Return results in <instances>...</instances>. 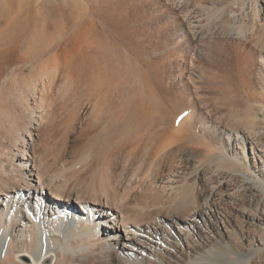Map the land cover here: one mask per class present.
Returning a JSON list of instances; mask_svg holds the SVG:
<instances>
[{"label": "bare ground", "instance_id": "bare-ground-1", "mask_svg": "<svg viewBox=\"0 0 264 264\" xmlns=\"http://www.w3.org/2000/svg\"><path fill=\"white\" fill-rule=\"evenodd\" d=\"M189 1L193 52L217 38L225 57L183 83L213 85L205 107L165 94L91 7L19 17L0 41V264H264V0ZM81 112L98 131L68 164L57 126Z\"/></svg>", "mask_w": 264, "mask_h": 264}, {"label": "rangeland", "instance_id": "rangeland-1", "mask_svg": "<svg viewBox=\"0 0 264 264\" xmlns=\"http://www.w3.org/2000/svg\"><path fill=\"white\" fill-rule=\"evenodd\" d=\"M201 1H202V4L199 3ZM225 1L224 0H219V1L218 0H200V1L199 0H190L187 3V6L190 5L191 7H193L195 5V3L197 2V4H201L204 6L208 5L207 7H211V8L213 7L214 9H217L219 6L223 7L222 4H224V3L226 5H228L227 3H230V2H228V0H227V3ZM10 2H11V4L12 3L13 4L11 5ZM55 2H57V3H55ZM74 2H76V3H74ZM184 2H185V0H175L174 2H173V0H72V1L71 0H55V1L54 0H6V2H5V0H0V20H2V24L0 25V37L1 38H3V37L9 38L10 35L8 37L7 34H9V33L14 34L16 32L13 29H15V25H17L15 23V21L19 17H26V16H30V15H33V16L44 15L47 13L49 15H51V14H55L58 12H60V14H61V12H65V11L69 12V10H71L72 13L76 12V14H78L80 12L81 14H83L85 12H91L90 8H89V7H91L99 15L103 14V19L104 18L108 19V20H106V19H104V20L108 25H110V27H108L107 24L103 21V26L106 29L117 30V31L124 34V36L127 38L126 39L127 42H129L128 40L131 41V42H129V44L131 43L130 45L125 43L124 46H122V44L120 46H122V48H125L126 46L131 47L135 52L138 51L140 53L141 58H142V63H140L139 66L140 67L142 66V68H144L143 70H146V71L148 70V72L150 70L152 71V74H153L152 75V81L158 80L157 83L159 85H160V82L162 81L160 86L163 85L161 88L164 89L165 94H167L171 90H173L175 93H183V95H185L186 98H189L191 100L195 99L200 104H203V101H204L203 105L205 107L209 102H210L209 103L210 105H213L212 104L213 101L215 102V99L212 97V96H214L212 94V93H214V91L212 90L213 85L211 87L210 82L204 83V82H201V80H198V81L196 80V83L199 84L200 88H201L200 90H197L196 85H194V83L190 84V86H191V87L189 86L190 89L185 88V85L183 83L185 80H188V77H190V75H192V76H198L199 75V73L197 72V69H199V66H201V64L204 63V66L207 64L208 67H209V65L211 67H213L217 63V66H219V65H221V63H223V61L225 60V57L221 56L218 59V62H215L216 58L218 57L215 54L220 53L219 49H217L218 46L216 47V45H220L221 39H217V38H214V39L210 38V40L205 39L207 41L208 45L205 43V44H203V47L206 48L207 51H209V53L206 52L207 58H209L208 60H206L207 58H206L205 52L202 51V54L204 53V55H200V56L197 55V53L193 52V47L189 43L190 41H189L188 36L184 35V31L186 29L187 30L189 29L188 28L190 26L188 23L189 20L188 21L182 20L183 14H180V10H181L180 7H181V4ZM72 4H74V5H72ZM75 4L77 5V7ZM225 4H224V6H226ZM53 5H55V6L53 7ZM9 6H11V7H9ZM195 6H197V5H195ZM216 6H218V7L216 8ZM51 11H57V12L53 13ZM2 14H4L6 17L1 16ZM12 22H14V23L12 24ZM10 24H11V26H10ZM214 27H215V25L212 26V28L210 30L212 31V29H216ZM5 29H7V30L5 31ZM11 30H13L14 32H12ZM160 30H162V31H160ZM1 32H3L2 34H5L6 36L2 35ZM163 32H164V34H163ZM159 35H161V36H159ZM163 35H165V36H163ZM150 37L152 40L150 39ZM1 38H0V41L3 40L5 42L6 38L5 39L4 38L1 39ZM140 41H143L145 43V45H140V47H139L138 42L140 43ZM147 41H148V43H147ZM149 41L151 42V44ZM124 42H125V40L123 41V43ZM133 42H136V43H134L135 47L137 46L136 48H134ZM210 45L211 46L213 45V46L211 47ZM143 46L148 51H144ZM141 47H142V49H141ZM138 48H139V50H138ZM206 49H205V51H206ZM217 51H219V52H217ZM144 52H145V54H144ZM208 55H209V57H208ZM146 56H148L149 60L146 59ZM162 56H163V58H162ZM201 56H204V57L201 58ZM192 58L195 61L197 60V63L195 66L192 64ZM143 59H145L146 62L149 61L148 65H147V67H149V68H146L147 63L145 64L143 62ZM143 64L145 65V67H143ZM181 66H182V68H181ZM189 67H191V68H189ZM196 67H197V69H196ZM155 70H157V71H155ZM159 70H161V72ZM190 71H192V72H190ZM31 72H32V69L28 70L26 72V74H30ZM163 72H165L166 74ZM156 73L159 77L157 75L155 76ZM161 73L163 75H161ZM183 74H184V76H183ZM161 76H162V79H161ZM163 78H165V80ZM182 79H183V81H182ZM173 84H175V85H173ZM182 85H184V86H182ZM201 86L203 87V89ZM210 90H212L213 92ZM198 92L201 93L202 95L201 94L198 95ZM207 94H209V96ZM196 95H198V97H200V98H198V100H197ZM166 97H168V96H166ZM212 98H213V100H212ZM204 99H206V100H204ZM207 99H209V100H207ZM206 101H208V102H206ZM176 110H177L176 105L169 104V106H168L169 116L168 117L170 118L175 113ZM154 112H158V111H154ZM150 116H151V114H150ZM76 117H78V118H76ZM76 117L72 120L64 119V121H63L64 124H62L63 122H61L60 123L61 125L57 126V132L59 134L57 136V139H59V140L62 139L61 141H63V139L67 140L66 141V147L67 148L65 147V149H66L65 150V156L67 158L68 164L71 163V161L73 159L75 161H77L76 159L79 158V155L81 154V152L83 153V151H85L84 149H86V146H87L86 143L88 142L89 138L92 135L96 134L98 131V130H96L98 123H97V121L93 115L86 116V115H82V112H81V113L77 114ZM33 127H36V128L39 127L40 128L39 122L36 121V124H34ZM63 129L66 131H64ZM38 133H40V130L38 131V130L33 128V137L31 136L32 137L31 138L29 135H27V142L29 141L30 143H32L35 139H37V143H40L39 139L41 137H39ZM66 133H68V134H66ZM61 135H63V137ZM65 136H67V137H65ZM84 144H85V146H84ZM38 145H40V144H38ZM26 153H27V156H29V157H31L33 154V149H32V146H30V144L27 147ZM74 155H76V156H74ZM93 158H94L93 156H90L88 158V160L86 161V163L83 162V164H85L84 167H83L82 163H81V166H79L80 164L77 166L78 168L80 167L79 168L80 172L81 171L84 172V173L81 172L82 175L83 174H84V176L87 175L86 170L88 171L89 165H90V164L88 165L87 163H88V161L89 162L93 161ZM53 161L54 160H52V163H53ZM57 162L54 161L53 164L51 163V169H53V170H51L52 172H54L55 170H57L58 168H60L62 166L61 161L58 160ZM15 163H18V162L15 161ZM78 168H76V169H78ZM37 176L38 175H35V178H37ZM148 185L151 187L150 182H147V184L145 183V188L146 187L148 188L149 187ZM120 189H122V187H120ZM34 200H35V195H34L33 202H34ZM221 227H223V225H221ZM48 260L45 261L46 264H53L54 260L52 258H50ZM27 261H28V259H27ZM29 262H31L30 259H29Z\"/></svg>", "mask_w": 264, "mask_h": 264}]
</instances>
